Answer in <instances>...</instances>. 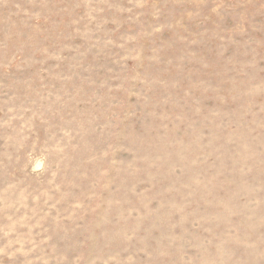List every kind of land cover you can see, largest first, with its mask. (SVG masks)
Here are the masks:
<instances>
[{
	"label": "rangeland",
	"instance_id": "obj_1",
	"mask_svg": "<svg viewBox=\"0 0 264 264\" xmlns=\"http://www.w3.org/2000/svg\"><path fill=\"white\" fill-rule=\"evenodd\" d=\"M0 264H264V0H0Z\"/></svg>",
	"mask_w": 264,
	"mask_h": 264
}]
</instances>
